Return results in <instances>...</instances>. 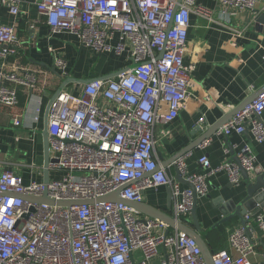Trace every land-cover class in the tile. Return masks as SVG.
<instances>
[{
    "label": "built area",
    "instance_id": "1",
    "mask_svg": "<svg viewBox=\"0 0 264 264\" xmlns=\"http://www.w3.org/2000/svg\"><path fill=\"white\" fill-rule=\"evenodd\" d=\"M25 0H0L16 23L0 25V104L15 107L18 93L5 83L38 88L37 71H7L18 55L17 19ZM53 34L70 33L94 52L125 58L126 71L109 80L79 85L78 94L64 90L52 103L48 118L50 172L66 173L49 184L22 183L19 175L0 176V264H205L196 241L184 232L166 234L168 226L143 217L123 203L59 205V202L96 201L122 188L120 197L141 203L146 190L165 187L173 194L174 217L183 221L192 208V192L182 189L155 155L156 125H169L190 97L194 65H186L188 31L197 0H32ZM226 8L255 11L264 0H219ZM162 58L159 59V56ZM132 67V68H131ZM55 68L69 78L68 64L56 55ZM36 73V74H35ZM264 93L238 112L217 134L249 131L264 142ZM203 121V120H202ZM15 127L21 126L18 118ZM207 143V142H206ZM203 144V146L206 145ZM205 173L189 174L184 160L177 166L198 196L207 193V177L226 172L231 184L240 182L236 164L214 169L203 155ZM242 164L251 172L255 157L249 147ZM53 203L24 201L22 196ZM264 230V211L247 214ZM184 222V221H183ZM252 228V227H251ZM247 228L229 234L231 252L212 254L214 264L253 262Z\"/></svg>",
    "mask_w": 264,
    "mask_h": 264
},
{
    "label": "crops",
    "instance_id": "2",
    "mask_svg": "<svg viewBox=\"0 0 264 264\" xmlns=\"http://www.w3.org/2000/svg\"><path fill=\"white\" fill-rule=\"evenodd\" d=\"M14 23L16 20L10 10L0 4V25ZM17 39L18 55L8 59L6 70L13 72L19 66L37 71L39 85L32 90L5 83L17 89L18 104L15 107L0 104V176L5 171L13 172L21 177L24 185H28L32 181L43 182L42 132L46 110L65 80L55 68L56 55L65 58L69 77L73 78L107 76L123 69L127 62L125 58L107 54L96 56L70 33L53 34L32 0H25L21 6ZM102 57L105 60H101ZM184 63L194 65L191 95L176 120L169 125L158 124L154 130L155 155L161 167L195 144L208 129L230 116L229 123L231 115L247 100L253 97L256 100L261 95L259 92L264 90V2H260L255 11H246L226 8L219 0H197V8L191 14ZM14 72L25 76L24 71L16 69ZM78 88L79 85L73 84L66 91L77 95ZM14 118L20 120L21 126L13 125ZM260 119L264 123V113ZM197 128L201 130L197 131ZM247 132L231 134L228 136L230 143L239 154L249 147L255 157V166L264 168V142H255ZM203 155L208 157L214 169L228 163L231 155L225 136L216 134L205 146L184 156L189 174L205 173L199 163ZM165 170L176 176L173 166ZM206 182V195L198 196L200 235L212 254L221 250L231 252L229 234L242 225L239 218L221 223L224 218L222 208L229 204L233 206L232 211L245 198V182L241 177L238 184H231L228 174L223 171L208 175ZM168 199L167 188L160 187L146 190L142 203L174 217ZM263 211L257 207L248 214L256 216ZM183 221L193 226L190 216ZM247 226L251 228L252 224ZM249 234L253 246L250 259L260 262L264 255V230L251 228Z\"/></svg>",
    "mask_w": 264,
    "mask_h": 264
},
{
    "label": "water",
    "instance_id": "3",
    "mask_svg": "<svg viewBox=\"0 0 264 264\" xmlns=\"http://www.w3.org/2000/svg\"><path fill=\"white\" fill-rule=\"evenodd\" d=\"M263 21V20H262ZM161 54L159 56V59L162 58ZM132 68V67H131ZM130 68H127L122 71H118L115 73H112L107 76L103 77H98V78H92V77H87V78H73L69 77L65 80L62 81L61 86L59 87L58 91L56 92L55 96L53 99L50 101L48 108L46 110V115H45V122H44V129L42 132L43 136V147H44V164H43V183L44 184H49L51 179H50V170H49V165L50 163H53V160L50 159V154H49V133H48V118H49V112L52 103L59 97L60 93L64 90H66L69 86L75 84V85H88L94 81L97 80H109L112 78L117 77L120 73L123 71H126ZM264 90L259 92L262 94ZM259 94V95H260ZM255 100V97L247 100L241 108L238 109L234 114H232V118L241 110H243L247 105L252 103ZM231 118V120H232ZM230 116L223 119L220 121L218 124L213 126L211 129H208L202 136L197 140V142L179 154L175 155L171 159H169L166 162V165H163L161 168L166 169L168 166H173L176 171V176L175 179L176 181L181 185L185 186L186 189H189L192 192V208L189 212V216L193 220V226H189L186 223H184L181 220L176 219L170 214H167L155 207H152L150 205H147L145 203H136V202H129L127 200H124L120 197V192L123 190L120 188L117 190L115 193L106 195L100 199H97L96 201L93 200H81L77 202H59V205L62 206H70L72 204H93L95 202L97 203H105V202H113V203H123L126 204L127 206L133 208L134 210L138 211L143 217L151 218V219H156L159 221L164 222L168 226V230L166 234H170L171 231H179V232H184L188 234L192 239L196 241L198 246L200 247L202 251V256L204 258L205 264H214L213 258H212V252L210 251L208 245L204 241L203 237L200 235L201 232V225L200 222L197 218V208H198V195L196 192V187L192 182H188L184 179L182 171L179 169L177 166V163L179 160L183 159L185 155L192 153V151L200 146H203L204 143H206L208 140H210L212 137H214L229 121ZM260 119V118H259ZM261 120V119H260ZM201 128H197V131H200ZM248 131V130H247ZM246 131V132H247ZM248 133V132H247ZM225 141L227 142V149L229 151V154L231 155V159L229 160L228 163L230 164H236L239 168V174L243 178L246 186V196L245 198L237 204V206L234 207V209L231 211L233 206L230 207L229 204H226L224 208H222V214L224 216L223 220L221 223H227L230 222L231 220L235 218H239L242 227L247 228V225L249 223L252 224V228L256 229L257 225L254 221H247L245 220V216L254 210L257 207H261L264 210V168L262 167H256L254 166L253 170L251 172H248L243 164H242V153L239 154L237 153L236 149L234 146L231 145L229 137L225 136ZM168 190V206L171 208L174 203H173V194L170 189ZM5 195L4 193L0 192V196ZM24 201H38L41 203H53L51 200L48 199L47 195H44L41 198H32V197H27V196H22ZM233 203H231L232 205Z\"/></svg>",
    "mask_w": 264,
    "mask_h": 264
},
{
    "label": "rangeland",
    "instance_id": "4",
    "mask_svg": "<svg viewBox=\"0 0 264 264\" xmlns=\"http://www.w3.org/2000/svg\"><path fill=\"white\" fill-rule=\"evenodd\" d=\"M101 60H105V59L102 57ZM65 175H66V173L63 171L51 172L50 173V179L52 181L62 180L65 177ZM153 264H159V260L154 261Z\"/></svg>",
    "mask_w": 264,
    "mask_h": 264
}]
</instances>
